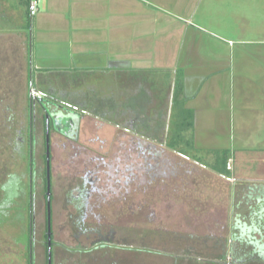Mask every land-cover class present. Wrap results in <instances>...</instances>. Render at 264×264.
<instances>
[{
    "label": "flooded vegetation",
    "instance_id": "flooded-vegetation-1",
    "mask_svg": "<svg viewBox=\"0 0 264 264\" xmlns=\"http://www.w3.org/2000/svg\"><path fill=\"white\" fill-rule=\"evenodd\" d=\"M39 93L41 99L30 100L28 137L24 129L17 132L16 151L22 158L25 157L23 148L28 144L25 154L28 168L8 178L3 185L7 205L1 204L3 208H12L14 199L22 201L23 221L27 224L28 264H120L121 241L137 239H120L118 235H153L154 240L140 237L144 243L140 251L148 252V256L159 258L162 263L227 264L223 255L230 252L228 244L217 257L220 261L212 262L210 256L201 253V247L210 248L206 245L209 235H214L213 230L222 233L221 229L230 224V235H254L262 228L264 184L255 183L253 187L255 205L245 204L242 198L235 201L237 214L232 221L226 212L227 202L212 195L215 192L212 186L206 190L216 176L226 174L189 158L171 145V111H135L126 104L114 111H92L79 103L80 97L73 103V96L56 98ZM91 118L97 120V126ZM62 122H66L69 129L62 128ZM62 140L80 144L82 151L66 154V163L55 165V144ZM173 153L179 161L172 168L168 157ZM234 159L230 161L234 163ZM64 164L71 167L62 169ZM62 170L65 173H57ZM227 170L230 172V168ZM175 209H178L173 216L176 222L171 225L169 220ZM208 212H212L209 218ZM140 215L161 228H155L150 234L147 230L137 234ZM199 217L205 221L199 222ZM234 222L241 225L237 226L240 231L233 227ZM56 235H66L67 240H57ZM81 240L85 246L78 248ZM70 246L77 248L70 249ZM171 246L176 247L175 255L164 251ZM241 248L244 251L246 247ZM195 251L209 261L197 263L193 259L185 263L181 259L183 253ZM233 260L237 264H262L249 263L247 255L234 254Z\"/></svg>",
    "mask_w": 264,
    "mask_h": 264
},
{
    "label": "crops",
    "instance_id": "crops-1",
    "mask_svg": "<svg viewBox=\"0 0 264 264\" xmlns=\"http://www.w3.org/2000/svg\"><path fill=\"white\" fill-rule=\"evenodd\" d=\"M29 1L0 0L2 79L13 80L14 74H18L16 80L23 79L28 89L35 88L56 98L70 96L68 87L80 81L79 103L92 111H114L122 105L116 104V100H120L117 97L128 95L133 98L131 109L176 111L181 116L179 121L193 128L202 126L200 113L211 112V109L215 116L212 115L213 124L208 127L221 128L219 121L224 118L217 121L216 114L230 111L245 113L239 123L235 122L237 126L264 127V97L259 100V89L253 91L246 86L228 89V78L222 83L217 79L224 78L216 79L220 74L228 76L234 72L240 83L247 74L243 63H238L237 69L232 71L227 57L214 60L200 50L205 43L195 31L199 29V17L195 19V16L204 17L199 7L202 1L197 5L196 0H153L159 6L155 9L168 10L166 7L174 2L171 7L181 11L189 1L191 10L196 12L192 18L174 23L170 28L163 22L160 30L153 28V23H147L150 27L146 33L139 27L134 32L136 22L123 25L122 17L145 16L147 0H38L39 11L34 17L29 14ZM207 35L212 39V31H207ZM70 79L77 80L71 84ZM60 81L66 83L65 91L56 85ZM154 81L161 87L162 97L150 90L148 85ZM6 86L10 90L15 88L9 82ZM131 88L136 91L128 90ZM73 97L71 101L78 102L77 96ZM30 100L29 97V106ZM91 120L97 126V120ZM257 138L264 143V136L259 134ZM258 151L251 147L248 152ZM262 151L264 153V149ZM261 156L264 159V154ZM261 239L264 235H230L229 253L264 254L256 247ZM243 245L246 248L241 251Z\"/></svg>",
    "mask_w": 264,
    "mask_h": 264
},
{
    "label": "rangeland",
    "instance_id": "rangeland-1",
    "mask_svg": "<svg viewBox=\"0 0 264 264\" xmlns=\"http://www.w3.org/2000/svg\"><path fill=\"white\" fill-rule=\"evenodd\" d=\"M199 1L203 2L201 5L199 4V7L202 9L204 17L195 16V19L199 17L197 23L199 25L198 28L200 29H196L195 31L197 32V36L201 35L204 39L203 42L205 44L204 48L200 49L201 52L204 53L205 56H212V59L214 60H223L227 57V59H229L228 66L232 69V71L237 69L238 63H243V66H245L246 69L245 72L247 73L246 76H243L244 79H242L240 83L239 81H236L234 72L228 76L222 74L216 76V79L224 78L217 79V81L222 83L226 78H228V89H230L231 86H235L237 89H240L241 86H246L248 89H252L253 91L259 89L257 93L259 96L258 98L259 100L263 99L264 0H196L195 2L197 5ZM191 2L194 3V1ZM137 3L139 2L137 1ZM146 3L147 5H145V7L147 10L145 11V16L141 18V16L130 15L131 20L129 17H122V24L125 25L129 21L136 22L137 27L134 29V32H137L139 27V29H142L146 33L150 27L146 26L147 23H150L149 25L153 23V28L160 30L161 24L163 22V25L165 24V26L170 28L174 23L179 24L185 19L192 18V14L196 12L191 10L192 6L189 1L185 2L184 9L182 11L179 9L175 10L171 7L172 3L174 2L166 7L168 10L155 9L159 6L156 5L153 0H147ZM171 12H173L175 15L168 16V14ZM187 15H189V17ZM126 29L131 30L133 28ZM207 31L208 33L209 31H212V39L207 35ZM117 34L119 36L120 32ZM0 73V204L4 203V205H7L5 201L7 199H5L6 194L3 190V185H5L11 175L19 174L28 168V156L25 155L26 151L28 150V144L23 148V155L25 157L22 158L21 153H17L16 151V141L18 138L17 132L20 129H24L26 132L25 135L28 137V129L26 128V124L28 122V98L30 97V89H28V86L23 79L16 80V76L18 74H14L15 78L13 80H5L1 78L4 72ZM76 80L70 79V83L74 84V81ZM63 81H60V84L57 83L56 85L61 87V90L65 91L66 83ZM7 82H9V85L13 84L15 88L12 90L8 89L6 86ZM76 82L78 85H70L68 87V91H71V93L77 92L74 93L76 95H72L73 93L71 94L69 92L70 96L81 97L80 91L82 90L80 89L81 86L79 85L80 81ZM122 85H124L123 82ZM158 85L159 84L154 81L148 86L151 88L150 90H153L152 93L157 91L159 97H162L163 91ZM122 88L124 87H121V90H123ZM128 90L136 91L132 88ZM104 91L107 92V89ZM117 98L120 100H116V104L120 102L121 104H126L127 106H130L133 100V98L128 95L127 97L120 95V97L118 96ZM208 107L212 108V105H209ZM220 114H223L224 116H220ZM242 114L245 113H240L238 111H230L227 113L219 112L216 114V120L219 121V119L224 118L223 121H219L221 123V128H212L211 126L208 127V124H213L212 115L214 114L212 113L211 109V112L200 113V118H202V126L199 128H189L187 123L184 124L179 121L181 116L178 115L176 111H173L171 117L172 126L169 134V142L172 143L171 145L175 149L185 155H188L189 158L191 157L193 159H197L200 163H206L212 166V168H222V163L225 162L222 158L229 159L226 162V168H230V172L228 171L229 173L226 175L227 177L225 176L218 178L216 176L212 180V184H210L209 187H206V190L209 191L210 186H212L211 190L213 192L215 191L212 195H214V197H222L223 200L227 202V206H225L226 212L228 215H230L232 221L234 218L233 216L237 214L235 201L242 198L243 201H245V204L248 203L251 206L255 205L256 202H252L256 200V192H252L253 187L255 183H261L262 185L264 184V159L260 158L263 157L261 155L264 154L261 153V151L264 149V143L261 142L260 138L256 139L259 134L264 136V127L246 129L244 127L235 125V122L239 123L238 120L240 119V116L242 117ZM60 125L65 130L69 129V126L66 122H62ZM241 130L244 131L241 132ZM250 146L260 151L248 152L251 150ZM241 148L244 150L241 151ZM79 149H81L80 144H68L64 143L63 140L61 142L58 141L55 144V165H58L60 162L66 163V154H70V152H76ZM81 151L82 149L80 152ZM224 154L227 155L224 156ZM175 155L176 154L173 153V155H169L168 157L170 161L168 163L170 166L172 164V168L175 167L179 161ZM211 156L212 159H210ZM164 157L165 156H162V158ZM232 159H234V163L230 161ZM149 162L153 163L154 165L156 164V161ZM209 163H212V165ZM71 164H64V166L61 168L64 169L65 166L71 167ZM61 168H58L57 170ZM177 171L179 170L177 169ZM57 173L63 174L65 173V170H62L61 173ZM174 173H176V171H174ZM212 199L214 198L212 197ZM27 200L28 198L25 197V202ZM21 202L22 201L20 199H14L11 206L12 208L2 207L0 210V264H28V235H26L27 231L25 230L27 224L23 221L24 213L21 210ZM209 210L212 209L210 208ZM177 212L178 209H175L172 213V216H170L172 217V220H169V222L172 221L171 225H175L176 220L173 219V216L177 215ZM211 215L212 212H208V218L211 217ZM242 216L246 217L245 215ZM204 219L203 217H199L198 220H200L199 222H202L201 220L205 221ZM249 225L251 226L252 223H249ZM234 226H236L235 229H238L237 226L241 225H237L234 222L233 227ZM229 227L230 224L225 227L226 229H221L222 233L216 229L213 230L214 235H209L210 237L208 238L210 239L207 241L206 245L211 249H204V247H201V253L204 256L207 254L208 256L212 257H209L212 262L220 261L217 257L222 255L223 248H225L227 244L230 246L229 242L231 241ZM155 228L161 227L158 224L152 225L149 223V221H145L143 215L138 216V221L136 224V231L138 232L137 234H142L145 230H147L150 234L151 232L155 231ZM235 229L234 231H237ZM210 232L212 233V228ZM254 235H264V221L262 222V228L258 233L255 232ZM142 236L147 238L150 237V240H154L153 235H135V237H133V235L117 236V238L120 239H137L135 242L130 240H127L129 242L121 241V244L119 245L120 252H118L120 264H133L134 261H136L138 264H167L162 263L159 258L148 256V252L145 253L140 251L143 250L142 245L144 244L140 240V237ZM203 236L208 235L204 234ZM56 238L60 241L67 240L66 235H56ZM69 238L71 239V237ZM85 240L89 244L91 243V240ZM83 243L84 240H81L78 248L85 246ZM115 245L118 244L116 243ZM71 247L77 248V246H70V249ZM249 247L250 250L252 246L249 245ZM256 247L258 250L260 249L264 251V240H258L256 242ZM153 251L156 253L157 250L154 249ZM164 251L175 255L176 247L171 246L168 247V250L165 249ZM94 257H96V255ZM181 257L185 263H189L190 261L194 260H196L195 262L197 263L209 261V259L204 258L201 254L199 255V253H196V251L193 254L183 253ZM80 258L81 257H77V259ZM73 262H75V259ZM225 262L227 264H236L232 257H228L227 261ZM168 264L173 263L169 261Z\"/></svg>",
    "mask_w": 264,
    "mask_h": 264
},
{
    "label": "trees",
    "instance_id": "trees-1",
    "mask_svg": "<svg viewBox=\"0 0 264 264\" xmlns=\"http://www.w3.org/2000/svg\"><path fill=\"white\" fill-rule=\"evenodd\" d=\"M29 3H30V1H29ZM28 8H29V5H28ZM29 10V9H28ZM30 14V13H29ZM38 90V89H37ZM189 128H190V126L189 125H187ZM227 154H224V156H226ZM223 159H225V158H223ZM225 162L223 163V167H222V169L224 170H222L221 168H218L217 169V167L216 168H214V169H216V170H220V173L221 174H223V175H227L228 174V170H227V168H226V162H227V159H225L224 160ZM1 204H0V210H1ZM262 240H264V239H262ZM233 256H234V254L232 253V254H230L229 252H225L224 253V255H223V258H224V260L225 261H227V258L228 257H232L233 258ZM248 257H249V263H251V261H254V262H259V263H262V264H264V254H257L256 255V253H254V254H249V255H247ZM254 256H257V258H253ZM237 264V263H236ZM239 264V263H238Z\"/></svg>",
    "mask_w": 264,
    "mask_h": 264
},
{
    "label": "built area",
    "instance_id": "built-area-1",
    "mask_svg": "<svg viewBox=\"0 0 264 264\" xmlns=\"http://www.w3.org/2000/svg\"><path fill=\"white\" fill-rule=\"evenodd\" d=\"M29 13L31 17H34L37 15L39 11V2L38 0H31L29 3ZM30 98L34 99H41L42 95L39 93V91L35 88H30Z\"/></svg>",
    "mask_w": 264,
    "mask_h": 264
}]
</instances>
